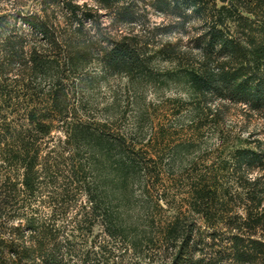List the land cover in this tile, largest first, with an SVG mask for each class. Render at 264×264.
I'll return each instance as SVG.
<instances>
[{"label":"trees","instance_id":"trees-1","mask_svg":"<svg viewBox=\"0 0 264 264\" xmlns=\"http://www.w3.org/2000/svg\"><path fill=\"white\" fill-rule=\"evenodd\" d=\"M73 1H49V4L61 7L64 21L61 32L48 38L51 47L47 54L36 52L34 46L27 52V42L17 34L16 25L19 23L20 27L42 36L41 39H47L48 31L54 33L57 25L53 26L44 16L0 14V48L3 54L0 61V102L6 103L12 98L7 81L15 82L20 76L19 86L24 87L30 82L22 83L20 78L23 79V75L28 79L48 70L56 71L46 99L41 103L27 104L22 110L21 124L8 120L5 114L0 115V264H91L86 260L87 252L76 259L66 248L72 235L65 234V229L69 226L75 231L79 220L74 217L69 224L58 225L52 212L40 215L36 208L43 205L42 199L47 194L46 176L38 173L42 169L38 167L37 143L42 136L49 134L52 121L67 126V140H72L73 144L84 142L89 151L97 149L89 127L77 120L65 122L68 98L65 84L58 76L64 70L74 73L79 65L89 63L92 44L96 45L94 59L110 75L146 76L154 57L174 65V71L169 72L168 77L184 88L189 99L187 105L199 113L205 112V123L212 122V116L208 120L212 113L208 106L211 100L243 104L264 118V0H210L209 8L197 6V12L205 9L207 14L203 32L192 40L196 55L180 52L170 44H163L148 54L149 43L138 41L136 36L113 40L104 34L92 42L81 31L82 22L92 18L90 11L94 10L96 15V11L104 10L112 14L116 23L133 24L136 23L137 10L131 0H92L94 9L86 8V11L81 10L84 5L80 7ZM170 1L176 17H182L181 12L189 5L182 9L179 0ZM216 1L220 5L217 6ZM163 3L165 7L171 5L166 0ZM175 28L164 27L161 34H169ZM116 142L118 148L127 146L123 139H116ZM108 143L105 140L98 145L102 151H108ZM127 153L121 150L114 162V189L117 192L122 191L128 171L137 168L136 173H141L147 167L145 161L124 156ZM11 167L17 174H2L10 172ZM200 167L195 174L203 175H198L188 186L184 200L187 211L200 218L209 230L212 229V234L218 227L224 230L225 254L231 262L264 264V150L230 148L223 157L216 156ZM254 170L260 175L249 179L248 174ZM217 174L226 175L230 180L221 185V177ZM94 191L84 190L90 214L100 212L105 204L104 198H107ZM97 216L108 237L122 236L117 217L107 213ZM180 217L178 211L164 224L160 234L165 244L176 249L169 264H213L209 254L195 248L193 230H183ZM138 242L132 238L127 243L135 250ZM211 242L210 248L215 245L213 239Z\"/></svg>","mask_w":264,"mask_h":264},{"label":"rangeland","instance_id":"rangeland-1","mask_svg":"<svg viewBox=\"0 0 264 264\" xmlns=\"http://www.w3.org/2000/svg\"><path fill=\"white\" fill-rule=\"evenodd\" d=\"M49 1L0 0V14L44 16L53 26L57 25L54 33L48 31L47 39H41L42 36L17 23V34L27 42V52L34 46L36 52L47 54L51 47L48 38L61 32L64 12ZM130 2L137 10L136 23H116L107 11L98 10L94 15L92 10V18L82 22V33L92 42L104 34L113 40L136 36L138 41L149 43L148 54L163 44H170L180 52L196 55L192 40L203 32L207 14L205 9L198 12L196 9L197 6L209 8L210 0H179L182 9L189 5L181 12L180 18L174 14L172 3L165 7L164 0ZM72 3L80 7L84 5L82 11L94 9L95 5L92 0H75ZM216 4L218 6L220 2L216 1ZM168 26L176 28L169 34H161L162 29ZM95 51L96 45L92 44L89 63L79 65L74 73L64 70L58 76L65 84L68 98L65 122L77 120L89 127L97 149L89 151L84 142L74 143L78 146L74 148L73 141L67 140V126L52 121L49 134L42 136L37 143L38 167L42 169L38 173L45 174L47 182V194L42 199L43 205L36 208L38 213L50 215L52 212L58 225L69 224L74 217L79 220L75 231L69 226L65 229V234L72 235L66 248L76 259L87 252L86 260L91 264H169L176 249L165 244L160 234L164 224L180 211L183 230H193L195 248L209 254L213 264H235L225 254L224 230L218 227L212 234V229L209 230L200 218L187 211L184 200L188 186L198 175H203L195 174L200 171L201 164L207 165L216 156L223 157L226 150L234 147L264 150L262 114L248 110L243 104L211 100L208 106L212 113L208 120L212 116V122L205 123V112L199 113L187 105L189 99L184 88L168 77V73L174 71V65L154 57L146 76L110 75L94 59ZM2 55L0 48V61ZM55 72L48 70L28 79L23 75V79L20 78L22 83L30 82L24 87L19 86L20 76L15 82L7 81L12 98L9 102H0V115L5 114L8 120L21 124L25 106L46 99ZM116 139H123L126 148H118ZM105 140L110 144L108 151H102L98 145ZM121 150L133 152L124 156L145 161L147 167L141 173H136L137 168L128 171L122 191L117 192L114 189V162ZM132 173L135 174L133 177ZM2 174L17 172L11 167L10 172ZM217 175L221 177V185L230 180L226 175ZM259 175L254 170L248 178L254 179ZM85 188L107 197L100 212L89 213ZM99 213L117 217L123 237H108L100 224ZM132 238L139 240L135 250L127 243ZM211 239L215 243L212 248ZM253 264L259 263L254 261Z\"/></svg>","mask_w":264,"mask_h":264}]
</instances>
